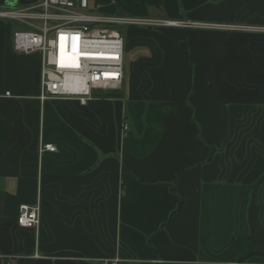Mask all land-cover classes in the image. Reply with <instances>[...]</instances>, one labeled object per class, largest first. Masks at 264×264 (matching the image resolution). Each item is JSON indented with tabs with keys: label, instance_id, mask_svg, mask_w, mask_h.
<instances>
[{
	"label": "crops",
	"instance_id": "obj_1",
	"mask_svg": "<svg viewBox=\"0 0 264 264\" xmlns=\"http://www.w3.org/2000/svg\"><path fill=\"white\" fill-rule=\"evenodd\" d=\"M99 3L191 26H128L122 90L81 105L0 19V264H264V0Z\"/></svg>",
	"mask_w": 264,
	"mask_h": 264
},
{
	"label": "built area",
	"instance_id": "obj_2",
	"mask_svg": "<svg viewBox=\"0 0 264 264\" xmlns=\"http://www.w3.org/2000/svg\"><path fill=\"white\" fill-rule=\"evenodd\" d=\"M0 19L20 26L13 33V51L38 53L41 57L40 95L74 98L86 105L96 91L122 90L125 78V40L120 29L128 26H182L190 23L155 21L131 17H108L92 13L89 0H36L26 6L0 11ZM129 126L124 123L123 132ZM52 143H41L39 153H56ZM40 204L21 205L17 224L37 228ZM118 259L98 264H117Z\"/></svg>",
	"mask_w": 264,
	"mask_h": 264
},
{
	"label": "rangeland",
	"instance_id": "obj_3",
	"mask_svg": "<svg viewBox=\"0 0 264 264\" xmlns=\"http://www.w3.org/2000/svg\"><path fill=\"white\" fill-rule=\"evenodd\" d=\"M36 1V0H35ZM34 1V2H35ZM33 2V3H34ZM111 4H113V3H111ZM8 6H12V4H9ZM102 6H104V7H102ZM105 6L107 7V5L105 4V3H99L98 5H97V7L95 8V10L92 12L93 14H95V15H99V16H118L119 15V13L117 12V10L115 9L116 8V6L114 5V12L113 13H110V12H108V11H106V8H105ZM89 7H90V0H89ZM91 8V7H90ZM100 8H102L101 10H100ZM5 9V7H0V11L1 10H4ZM121 33H122V36H123V38H124V40H125V43L127 42V40H129V34H130V32H129V29H128V27L127 28H125V27H122V29H121ZM96 92H103V91H96Z\"/></svg>",
	"mask_w": 264,
	"mask_h": 264
},
{
	"label": "water",
	"instance_id": "obj_4",
	"mask_svg": "<svg viewBox=\"0 0 264 264\" xmlns=\"http://www.w3.org/2000/svg\"><path fill=\"white\" fill-rule=\"evenodd\" d=\"M9 4H12V6H15L17 4V0H7Z\"/></svg>",
	"mask_w": 264,
	"mask_h": 264
},
{
	"label": "trees",
	"instance_id": "obj_5",
	"mask_svg": "<svg viewBox=\"0 0 264 264\" xmlns=\"http://www.w3.org/2000/svg\"><path fill=\"white\" fill-rule=\"evenodd\" d=\"M121 29H122V28H121ZM121 29H120V31H121ZM181 206H182V200L179 202L178 209H180ZM242 260H243V259H242Z\"/></svg>",
	"mask_w": 264,
	"mask_h": 264
}]
</instances>
